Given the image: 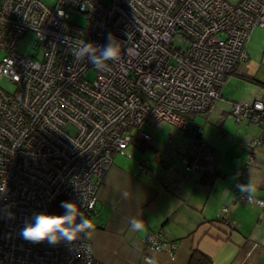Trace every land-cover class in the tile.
Here are the masks:
<instances>
[{
  "label": "built area",
  "instance_id": "obj_1",
  "mask_svg": "<svg viewBox=\"0 0 264 264\" xmlns=\"http://www.w3.org/2000/svg\"><path fill=\"white\" fill-rule=\"evenodd\" d=\"M69 9L86 24L68 22ZM256 27L264 29V0H0V264H98L88 239L32 243L20 235L25 222L51 214L60 199L93 214L114 155L136 138L151 141L145 126L168 121L184 130L183 114L212 111L247 60ZM28 33L31 53L18 49ZM108 33L131 49L118 62L97 70L71 56L72 39L103 46ZM227 115L264 123V93L232 101ZM179 167L204 171L184 154ZM239 199L264 208L247 193ZM142 244L174 257L176 244L157 232Z\"/></svg>",
  "mask_w": 264,
  "mask_h": 264
},
{
  "label": "crops",
  "instance_id": "obj_2",
  "mask_svg": "<svg viewBox=\"0 0 264 264\" xmlns=\"http://www.w3.org/2000/svg\"><path fill=\"white\" fill-rule=\"evenodd\" d=\"M261 47L264 29L256 27L246 46L247 60L222 87V99L205 115L204 124L192 115L191 127L186 120L183 132L168 134L185 146L184 155L206 164L210 172L216 171L215 176L206 175L205 168V172L184 171L174 146L158 136L151 142L136 138L114 155L98 188L95 212L88 217L96 224L88 239L95 262L148 264L142 257L146 253L157 264H187L196 250L209 257L211 264H264V208L241 201L236 187L251 178L258 187L257 198L264 200V123L227 115L232 101L251 102L264 93ZM255 137L262 139L257 146L250 144ZM249 151L254 159L244 169ZM140 162H145L146 171L140 169ZM169 165L173 168L168 169ZM223 206L228 207L225 213ZM132 217L146 222V235L157 232L174 242V257L165 251L144 250L146 235L129 230Z\"/></svg>",
  "mask_w": 264,
  "mask_h": 264
},
{
  "label": "clouds",
  "instance_id": "obj_3",
  "mask_svg": "<svg viewBox=\"0 0 264 264\" xmlns=\"http://www.w3.org/2000/svg\"><path fill=\"white\" fill-rule=\"evenodd\" d=\"M107 43L103 46H96L85 40L72 39L68 43V49L76 61L87 60L94 69L104 70L109 67V62L116 63L121 59L122 54L131 49H125L123 42L114 34L108 33ZM241 193L249 195V201H255L258 194V187L253 179L244 185H237ZM126 196L127 193H124ZM84 204V202H82ZM85 205V204H84ZM64 209L63 214H48L45 212L34 214L25 222L21 230V237L32 243L47 242L55 246L60 243L72 244L81 239H90L95 232L96 224L93 219L88 218L81 211V205L71 201H63L60 205ZM9 218H13L10 216ZM129 230L140 237L147 233L146 222L142 218L132 217L129 219ZM148 264H157L152 259Z\"/></svg>",
  "mask_w": 264,
  "mask_h": 264
},
{
  "label": "rangeland",
  "instance_id": "obj_4",
  "mask_svg": "<svg viewBox=\"0 0 264 264\" xmlns=\"http://www.w3.org/2000/svg\"><path fill=\"white\" fill-rule=\"evenodd\" d=\"M42 1H44L48 5H53L56 0H42ZM227 1H230V3H232V4L237 3L234 0H227ZM68 22H70L72 24H75L77 26H84L86 24L84 16L81 13H78L77 11H74V10H71V9L68 10ZM32 41H33V36H32L31 33H28L18 43V49L20 51H22V52L31 53L32 49H31L30 45H31ZM261 48H264V47H261ZM261 48H260V53L259 54L264 56V49H261ZM2 54L3 53L0 52V57L2 56ZM206 114H208V112H205V113H202V114H200V113L199 114H197V113H186V114H183V117L187 121H189L188 127H191L193 125V123H192V121L190 119L192 115L197 117L196 118L197 122H199V123L203 122V124H204V121L207 118L205 116ZM232 119H234V118L232 117ZM144 130L148 131L152 137L153 136H158V137H161V138H165V144L167 142V138L169 137L168 136L169 133L173 134L172 131L183 132V130L180 129L178 126H176L174 124H171L169 122H166V121H162V122L157 123V124H155L153 126H145ZM172 136H173V137H171L172 143H171V145H169V147L174 146L173 150H174L175 153H178L179 159H180L181 156L183 155L184 151H185V146L182 145V144H177L175 142V140H174V135H172ZM149 142H151V141H149ZM176 147H180L182 149V152L181 153L177 152L176 151Z\"/></svg>",
  "mask_w": 264,
  "mask_h": 264
},
{
  "label": "trees",
  "instance_id": "obj_5",
  "mask_svg": "<svg viewBox=\"0 0 264 264\" xmlns=\"http://www.w3.org/2000/svg\"><path fill=\"white\" fill-rule=\"evenodd\" d=\"M199 164L202 165L206 169V175L209 173H212L213 176L216 175V171L210 172L206 164L201 163V162H199ZM205 169H204V172H205ZM63 201H66V200L60 199L53 206L51 214H63L64 213V209L60 207L61 202ZM187 264H211V259L207 257L206 255H204L203 253L195 250L191 252L188 258Z\"/></svg>",
  "mask_w": 264,
  "mask_h": 264
}]
</instances>
